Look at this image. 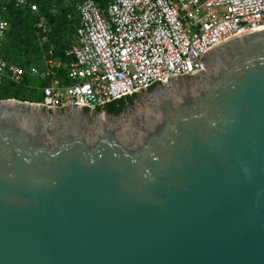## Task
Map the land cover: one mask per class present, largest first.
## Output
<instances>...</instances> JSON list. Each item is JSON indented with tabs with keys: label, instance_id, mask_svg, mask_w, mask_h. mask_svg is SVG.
Listing matches in <instances>:
<instances>
[{
	"label": "water",
	"instance_id": "1",
	"mask_svg": "<svg viewBox=\"0 0 264 264\" xmlns=\"http://www.w3.org/2000/svg\"><path fill=\"white\" fill-rule=\"evenodd\" d=\"M118 115L0 101V264H264V27Z\"/></svg>",
	"mask_w": 264,
	"mask_h": 264
},
{
	"label": "built area",
	"instance_id": "2",
	"mask_svg": "<svg viewBox=\"0 0 264 264\" xmlns=\"http://www.w3.org/2000/svg\"><path fill=\"white\" fill-rule=\"evenodd\" d=\"M76 12L74 41L65 52L70 63L52 50L42 67L24 68L0 57L1 78L15 85L28 78L46 83L42 102L24 103L95 112L142 88L167 86L171 75H192L203 68V52L264 27V0H110L105 11L82 0ZM8 27L0 20V51ZM38 28L48 31L44 24Z\"/></svg>",
	"mask_w": 264,
	"mask_h": 264
},
{
	"label": "trees",
	"instance_id": "3",
	"mask_svg": "<svg viewBox=\"0 0 264 264\" xmlns=\"http://www.w3.org/2000/svg\"><path fill=\"white\" fill-rule=\"evenodd\" d=\"M93 1L103 11L110 3V0ZM80 2L82 0H74L70 7L65 0H0V20L9 25L2 41L0 57L24 68L31 65L42 67L43 56L52 50L54 57L70 63L71 59L65 57V52L74 41L78 26L76 5ZM32 6L36 11L31 9ZM39 24L47 27L48 31L45 34L38 28ZM152 90L153 88L149 91ZM27 97L32 96L28 94L24 85L18 86L6 79L3 80L0 101L15 99L21 102H40ZM134 98L116 100L99 108L98 112L118 115L125 103L133 104Z\"/></svg>",
	"mask_w": 264,
	"mask_h": 264
},
{
	"label": "rangeland",
	"instance_id": "4",
	"mask_svg": "<svg viewBox=\"0 0 264 264\" xmlns=\"http://www.w3.org/2000/svg\"><path fill=\"white\" fill-rule=\"evenodd\" d=\"M65 2L69 3L70 7L72 6V4H74V0H65ZM3 80L5 79L0 77V87H1V84L3 83ZM27 80H28L27 83L24 82L21 84L25 86V89H27L28 94L32 96L30 98L27 97V99L42 102L43 97H44L43 90H42L43 82H41L40 80H37L36 78H28Z\"/></svg>",
	"mask_w": 264,
	"mask_h": 264
},
{
	"label": "flooded vegetation",
	"instance_id": "5",
	"mask_svg": "<svg viewBox=\"0 0 264 264\" xmlns=\"http://www.w3.org/2000/svg\"><path fill=\"white\" fill-rule=\"evenodd\" d=\"M125 104H126V103H125ZM125 104H124V105H125ZM97 111H98V110H97ZM97 111H95V112H97ZM86 113H87V112H86Z\"/></svg>",
	"mask_w": 264,
	"mask_h": 264
}]
</instances>
